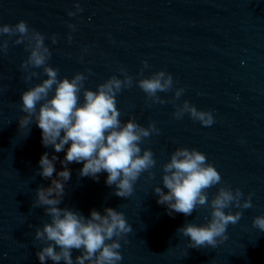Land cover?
I'll list each match as a JSON object with an SVG mask.
<instances>
[{"label":"water","instance_id":"water-1","mask_svg":"<svg viewBox=\"0 0 264 264\" xmlns=\"http://www.w3.org/2000/svg\"><path fill=\"white\" fill-rule=\"evenodd\" d=\"M80 2L83 12L69 17L73 0H0V23L14 25L24 19L45 33L52 51L49 63L59 68L60 77L91 68L85 87L93 90L110 76L121 75V66L136 77L148 59L145 76L160 69L170 72L176 86L185 87L177 103L187 99L200 109L213 110L215 123L206 127L187 114L177 120L174 104H149L139 87L124 89L117 95L121 120L135 116L144 126L154 120L160 128L141 145L154 152L155 177L143 173L132 196L123 198L115 195L114 185L106 184L107 172L97 181L79 175L83 162L70 163L71 179L59 206L86 218L93 208L102 214L106 207L123 211L133 231L127 242L121 240L120 264H264V232L252 224L255 216L264 214V0ZM68 22L77 24L71 43ZM53 33L59 37L56 44L50 39ZM28 54L23 44H10L7 55H0V264H40L36 251L41 245L34 241L35 227L30 225L42 227L50 218L43 207L32 205L36 190L49 186L51 178L35 174L45 152L50 158L57 155L56 170H63L60 161L70 147L56 153L42 144L35 122L30 130L19 126L22 92L46 78L25 83L20 65ZM159 94L171 98L174 90ZM182 146L206 153L224 183L241 188L245 198L253 193L254 206L243 210L237 224H229V239L215 249H187L190 238L178 232L188 222L206 223L209 209L198 208L192 216L169 215L153 190L157 183L163 187L161 165ZM218 188L208 190L209 200ZM79 254L72 253L74 258Z\"/></svg>","mask_w":264,"mask_h":264},{"label":"clouds","instance_id":"clouds-1","mask_svg":"<svg viewBox=\"0 0 264 264\" xmlns=\"http://www.w3.org/2000/svg\"><path fill=\"white\" fill-rule=\"evenodd\" d=\"M73 3L74 8L68 10L69 17H75L84 10L80 0H73ZM67 27V40L71 43L77 24L68 22ZM50 39L53 44L59 42L56 33ZM45 40L46 34L31 27L24 19L14 25L0 23V55H7L10 44H23L29 53L20 65L25 83L30 84L34 77L46 76L42 82L22 92V102L18 105L24 113L19 116L20 128L30 130V124L35 122L42 131V144L54 147L56 153L64 151L70 144L66 156L60 161L63 170H56L57 155L50 158L45 152L39 160L35 175L51 178V184L36 190L32 207H43L50 220H46L42 227L30 225L35 227L34 241L41 245L36 256L40 264H47L49 260L53 264H120L123 259L119 251L121 240L127 242L128 234L133 231L132 224L123 211L112 207H106L103 214L93 208L87 218L76 210L60 207L65 196V184L71 179L68 165L83 162L79 175L97 181L100 173L107 172L106 184L115 186V195L131 197L143 173L147 172L152 178L156 175L153 171L157 166L154 152L141 145L153 135H158L160 128L154 120L144 126L135 116L122 121L117 95L124 89L139 87L145 93L147 103H172L175 119L181 120L187 114L206 127L215 123L213 110L200 109L187 99L177 103L185 87H177V81L165 69L145 76V70L150 68L148 59L142 61L136 77L121 66L118 69L121 75L110 76L98 84L96 90L85 87L91 68L86 72H76L71 78H61L59 68L49 63L52 51ZM84 51H88L87 46ZM80 59L83 61V55ZM37 69H42V72ZM173 90L171 98L159 94ZM81 92L83 103H80ZM161 169L163 187L157 183L153 190L158 194L157 202L167 206L169 215L182 213L192 216L198 208L210 210L206 223L188 222L178 229L179 233L190 238L187 249L217 248L229 239V224H237L243 210L254 206L253 193L249 192L245 198L241 188L233 189L225 184L222 174L208 161L206 153L197 148L177 147ZM217 185L216 194L209 200L208 190ZM233 208L238 210L233 212ZM252 224L264 232V214L255 216ZM74 250L80 253L75 258L72 255Z\"/></svg>","mask_w":264,"mask_h":264}]
</instances>
